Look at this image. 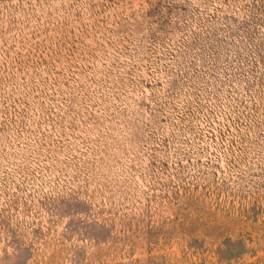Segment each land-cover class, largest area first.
<instances>
[{"label": "rangeland", "instance_id": "374dc122", "mask_svg": "<svg viewBox=\"0 0 264 264\" xmlns=\"http://www.w3.org/2000/svg\"><path fill=\"white\" fill-rule=\"evenodd\" d=\"M0 264H264V0H0Z\"/></svg>", "mask_w": 264, "mask_h": 264}]
</instances>
